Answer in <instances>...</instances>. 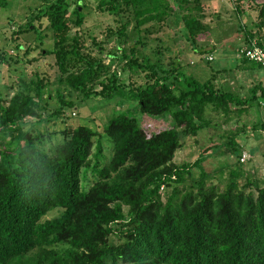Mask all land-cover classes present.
Here are the masks:
<instances>
[{
  "label": "trees",
  "instance_id": "16d2710c",
  "mask_svg": "<svg viewBox=\"0 0 264 264\" xmlns=\"http://www.w3.org/2000/svg\"><path fill=\"white\" fill-rule=\"evenodd\" d=\"M31 1L27 20L11 32L14 53L0 48V64L38 49L41 56L25 62L49 55L55 78L32 69L0 89V264H264V181L244 168L251 152L240 141L264 119L238 125L243 112L264 107V85L236 94L217 81L220 69L199 80L188 62L164 63L159 50L155 59L142 50L174 15L194 51L212 60L203 55L200 39L211 27L200 0H97L118 25L100 41L90 37L95 50L81 31L84 0ZM250 5L252 26L238 19L223 31L245 40L235 47L236 66L264 71L244 50L264 51V0ZM236 10L244 12L239 3ZM30 31L35 38L21 41ZM112 98L154 119L140 123L120 111L99 121L91 112L85 123H65L78 103ZM57 120L64 125L51 129ZM223 125L238 132L219 143ZM205 129L216 132L209 145L174 161L186 138ZM213 153L224 159L208 170Z\"/></svg>",
  "mask_w": 264,
  "mask_h": 264
},
{
  "label": "rangeland",
  "instance_id": "374dc122",
  "mask_svg": "<svg viewBox=\"0 0 264 264\" xmlns=\"http://www.w3.org/2000/svg\"><path fill=\"white\" fill-rule=\"evenodd\" d=\"M252 1L253 0H200V4L202 5L205 14L203 21L208 23L211 27V30L200 39L203 44V49H207L206 52H211V54L205 52L203 54L204 57H206L205 54H207V58L209 59L211 55L213 57L209 62L201 57L202 55L196 53L194 51L195 47L185 39V36L181 32L182 21L174 15L167 16L163 22L164 25L150 35V38L147 40V45L142 47V50L151 59H155V54L157 55V53L160 52L158 55L162 56L164 63L172 58H178L184 63L188 62L185 65V69L190 71L199 80L207 79L211 68L214 70L220 69L217 81L219 80V83L222 84L225 89H231L236 94L246 95L249 93L248 89L258 82H261L264 85V71L258 67H252L249 69L236 66L237 63H239V58L235 47L238 43L245 44V40L243 39L242 32H233V30H229L232 28L235 29V23L238 19H240L242 24L252 26L253 20L256 17L254 5H250ZM84 2L87 7L83 10L85 13V19L81 31L83 37L86 38L87 47L91 50H95L90 37H94L96 38V41H100L106 33L105 30L107 26L110 25L115 28L118 24L114 15L107 12H101L96 8L97 0H84ZM238 3L241 9L244 10V12L240 14L236 10ZM35 4L36 3H33L31 0H8L6 8L9 10L6 9L0 11V48H4L9 52L14 53L12 52V46L10 44L11 32L17 28V23H25L30 6L32 7ZM9 17H11L16 23L10 25L8 21L10 20ZM230 26L232 28H230ZM228 28V31H223ZM35 36L36 33L32 31L24 33L22 34L21 41H23L24 38L32 40ZM44 40V47H47L49 42L48 38L45 37ZM33 44L34 43H31V45ZM112 44L113 43H109L106 46L110 49L113 46ZM157 50L159 51L157 52ZM32 56H41L40 53H38V49H32L28 54L22 57L21 61L18 60V62H14L11 65L7 66L6 64H0V89H3L5 85H10V83L14 81L15 75L25 73L30 74L32 69H36L50 80H54L55 68L50 66V63L52 62L50 56L43 55L40 59L27 64L25 60ZM120 105L121 101L119 98H112L108 101L91 99L86 104L78 103L76 106L78 115L76 114L75 117L70 120L71 122L66 121L65 123L73 125L85 123V118H87L88 115L90 116L91 112L97 113V115H95L98 117L97 119L103 121L105 114L111 115L126 110L124 107L127 103H124L122 106ZM126 113L130 116L136 117L140 123L143 117H145L144 120L146 121L154 119L147 114H141L135 106L131 107ZM258 119H264V107H259V109L249 108L247 111L243 112L238 125H241L243 121L245 123H251ZM48 124L51 129H58L64 125L61 124L60 120H57L54 125L52 122H49ZM88 125L95 127V122L88 121ZM231 131L235 133L237 130L228 129L227 125H223L219 129V137L216 142H225L227 140L226 136L229 135ZM258 131L263 133L260 138V132ZM215 133L216 132L213 129H205L199 132L196 136L186 138L184 145L177 150L174 161L181 162L186 158H195L197 155L196 152L198 151L197 149L200 148L201 145H209V137L212 136L215 138ZM247 133L249 135L250 131ZM240 141H242L245 144V148L251 152V160L244 164V168L246 170L252 169L254 171L253 177L264 181V127L262 130L258 129L253 138H243ZM254 141L261 146H257L256 143L255 146L251 145ZM215 154L216 153H213V157H209L206 160V169L210 170L217 162L224 159L222 158L223 156L220 155L222 153L217 154L218 156ZM218 157L220 158L217 159ZM55 213L56 211H53L46 217H51Z\"/></svg>",
  "mask_w": 264,
  "mask_h": 264
},
{
  "label": "built area",
  "instance_id": "2783aa9c",
  "mask_svg": "<svg viewBox=\"0 0 264 264\" xmlns=\"http://www.w3.org/2000/svg\"><path fill=\"white\" fill-rule=\"evenodd\" d=\"M246 54L253 60L260 62L262 67L264 68V51L257 45H253L252 48H245ZM247 152L243 151L240 159L242 161L247 159Z\"/></svg>",
  "mask_w": 264,
  "mask_h": 264
}]
</instances>
